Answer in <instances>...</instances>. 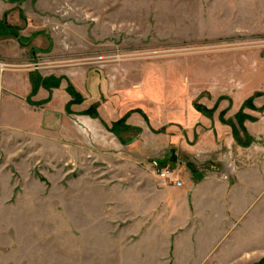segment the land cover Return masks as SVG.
I'll list each match as a JSON object with an SVG mask.
<instances>
[{
	"label": "rangeland",
	"instance_id": "obj_1",
	"mask_svg": "<svg viewBox=\"0 0 264 264\" xmlns=\"http://www.w3.org/2000/svg\"><path fill=\"white\" fill-rule=\"evenodd\" d=\"M4 12L19 38L0 35V249H9L0 259L11 264L27 250L40 252L36 264H85L89 258L79 257L85 248L108 262L117 241L102 230L112 238L126 233L122 245L135 241L128 203L120 199L128 164L145 168L168 140L147 126L150 114L189 118L200 107L231 119L229 105L255 93L261 94L255 103H264V0H0V20ZM93 67L102 69L91 72L107 83L106 99L89 95L91 74L89 94H79L77 104L85 102L69 111L64 94L42 106L38 89L55 86L26 94L25 73L52 84L67 81L68 73L82 84ZM90 108L97 118L84 113ZM179 141L181 156H192L196 138ZM239 147L245 146L229 135L199 140L203 158L191 157L187 170L195 177L217 166L216 155L226 161ZM246 173L262 192L243 204L251 239L241 252L264 248V160ZM218 237L211 234L210 244ZM160 246L146 234L116 252L114 262L153 264ZM248 264H264V256Z\"/></svg>",
	"mask_w": 264,
	"mask_h": 264
},
{
	"label": "crops",
	"instance_id": "obj_2",
	"mask_svg": "<svg viewBox=\"0 0 264 264\" xmlns=\"http://www.w3.org/2000/svg\"><path fill=\"white\" fill-rule=\"evenodd\" d=\"M2 16L5 19L8 15L4 12ZM37 40L38 38H35V43ZM0 51L4 56V46H1ZM29 52L35 58L34 46L30 48ZM91 70L101 72L102 69L99 67L87 69L82 84H78L73 75L65 73L62 77L67 81H61L59 87L49 89V93H47L49 90L40 87L36 94L40 96V101L41 99L42 101L45 100L42 106L49 108L64 94L66 98H63L64 101L62 100V102L64 110L67 111V103L70 101L66 91L67 84H71L73 88L77 86L75 90H79L77 92L80 95L82 92L89 94L87 82L90 74L92 75L93 93L89 95L94 96L97 92L98 96L106 99L107 83ZM25 74L26 89L29 90L26 94L28 95L32 90V85L30 74ZM6 80L7 78L3 79V81ZM8 84L10 85L9 82ZM9 85L7 87L5 85L7 90H9ZM247 98L242 99L235 106H227L226 112L232 111L233 113L231 119L224 115L222 118L235 122L234 116ZM256 99L257 97L253 100V105L259 109L264 103L260 106L255 103ZM84 102L85 99L83 98L81 104ZM73 105L69 106L70 109ZM98 110L100 111V108ZM243 112L255 118L243 122L248 135L253 140L251 145L239 147L236 149V153L229 151L230 160L228 157L224 161L220 155H214L218 162L215 164L217 166L211 163L209 169L207 167L200 168L201 174L196 173L195 177L194 173L187 169L193 167L190 162L191 157H194L195 161L203 158L200 149L196 148L199 140L202 142L204 139L227 138L228 135L233 139L231 126L223 123L218 113L209 115L192 110L193 114L191 113L189 118L177 116L173 120L169 117L158 119L156 115L151 116L150 114V117L145 119L147 126L156 134L161 132L160 134L168 140L161 152H157L155 157L147 159L145 168H139L137 164L133 163L128 164L132 173L129 175L127 187L122 189L123 196L120 199L128 203L130 218L134 222V225L130 227V235L136 236L135 241L131 239L133 242L122 245L123 238L121 235L126 233L119 230L117 236L112 238L111 235L102 230L109 240L117 241L114 242L117 245H113L108 262L104 256L100 259L101 253L99 255L98 253L86 252L85 248L83 254L79 256L82 260L84 257L89 258L85 264H116L114 262L116 252L122 250L124 246L135 244L146 234L156 236L157 240L161 241V249L158 251L154 249L153 251L158 252L153 253L156 259L153 264H248L251 257L264 256V248L261 250L253 249L250 252L239 250L251 239L248 236L249 232H247L249 224L247 223V226L244 227L249 206L243 207V204H248L251 199L254 201L262 192L258 187L259 185L249 181L245 175L248 168H258V164L264 160V142H260L264 138V110L261 109L258 116H253L245 110ZM99 121L104 122L101 119ZM127 126L132 127V124H127ZM240 135L242 134L240 133ZM189 138H196L195 143H193L194 151L190 154L192 156L183 158L181 156L183 148L179 140L185 139L188 144ZM66 145H69L66 147V153H72L73 145L68 142ZM151 161H156L160 166L178 168L177 177L181 181V186L162 184L154 175ZM203 171L205 172L203 173ZM224 174L228 175L226 180L222 178ZM253 231L255 235V230L253 229ZM213 233H218L219 237L210 244L211 241L208 237ZM257 235H259V231H257ZM177 238L179 240H176ZM176 241L178 243H175ZM8 250V248L0 249V254L2 252L7 253ZM22 254L25 255H18L17 264H31V261L32 264H36L41 256L40 252L37 255L35 250H27L26 253ZM0 264H11V262L9 259L1 258Z\"/></svg>",
	"mask_w": 264,
	"mask_h": 264
},
{
	"label": "trees",
	"instance_id": "obj_3",
	"mask_svg": "<svg viewBox=\"0 0 264 264\" xmlns=\"http://www.w3.org/2000/svg\"><path fill=\"white\" fill-rule=\"evenodd\" d=\"M4 21H5L4 18L2 20H0V35H9V36L18 38V35H17V32H16L17 28H12L9 24H6ZM30 82H31V85H32L31 94L32 93H36L37 89L40 86H44V87H46V86H49V87L55 86V87H58L60 85V82H55V83L52 84V83H50L47 80L46 81L45 80H40L39 77H36L35 74H33V75L30 74ZM66 91L71 96V100L69 101L68 106H67V110H68L69 106L71 104L80 103L82 101V99H81V96L79 95V93H77L75 91V89L73 88V86L71 84H69V83L66 86ZM260 95H261L260 93H255L254 95L250 96L249 98H247L243 102L241 108L238 110V112L234 116L235 122H233L231 120H224L222 118L223 114H224V111L220 112V114H219V117L221 118V121L223 123H226V124L231 126L233 138L236 140L237 144L240 145V146H245L246 147L252 141V139L248 135L245 127L243 126V122L245 120H254L255 119L254 117L244 113L243 110H244V108H250V109L257 110L258 108L256 109V107L253 105V100L256 97L260 96ZM263 108H264V104L258 110H261ZM195 109L197 111L201 112V113H204V112L205 113H209V112L212 111V110H208V109L200 108V107H195ZM84 113H87V114H89L92 117H96V118L98 117L95 108H90V109L86 110ZM120 122H122V120H120ZM125 128H130V127L125 126ZM240 133L242 134V136L240 135Z\"/></svg>",
	"mask_w": 264,
	"mask_h": 264
},
{
	"label": "built area",
	"instance_id": "obj_4",
	"mask_svg": "<svg viewBox=\"0 0 264 264\" xmlns=\"http://www.w3.org/2000/svg\"><path fill=\"white\" fill-rule=\"evenodd\" d=\"M151 165L153 167V172L155 177L162 184H172L174 186L180 187L181 181L177 177V168L160 166L156 161H151ZM228 175L224 174L222 176L223 179H227Z\"/></svg>",
	"mask_w": 264,
	"mask_h": 264
},
{
	"label": "water",
	"instance_id": "obj_5",
	"mask_svg": "<svg viewBox=\"0 0 264 264\" xmlns=\"http://www.w3.org/2000/svg\"><path fill=\"white\" fill-rule=\"evenodd\" d=\"M191 167V166H190Z\"/></svg>",
	"mask_w": 264,
	"mask_h": 264
}]
</instances>
